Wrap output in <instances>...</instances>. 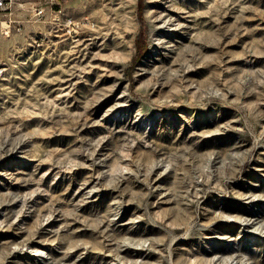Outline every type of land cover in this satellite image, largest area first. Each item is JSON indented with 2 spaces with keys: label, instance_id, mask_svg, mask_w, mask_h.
Listing matches in <instances>:
<instances>
[{
  "label": "rangeland",
  "instance_id": "374dc122",
  "mask_svg": "<svg viewBox=\"0 0 264 264\" xmlns=\"http://www.w3.org/2000/svg\"><path fill=\"white\" fill-rule=\"evenodd\" d=\"M53 2L0 13V264H264V0Z\"/></svg>",
  "mask_w": 264,
  "mask_h": 264
},
{
  "label": "built area",
  "instance_id": "2783aa9c",
  "mask_svg": "<svg viewBox=\"0 0 264 264\" xmlns=\"http://www.w3.org/2000/svg\"><path fill=\"white\" fill-rule=\"evenodd\" d=\"M24 0H0V13H7L11 11L17 4ZM51 4L54 5V0H50ZM41 2V0H40ZM35 15L39 18H43L47 15L46 7L39 3L36 7H34ZM5 72L4 67L0 66V76Z\"/></svg>",
  "mask_w": 264,
  "mask_h": 264
},
{
  "label": "bare ground",
  "instance_id": "6f19581e",
  "mask_svg": "<svg viewBox=\"0 0 264 264\" xmlns=\"http://www.w3.org/2000/svg\"><path fill=\"white\" fill-rule=\"evenodd\" d=\"M170 21H171V20H170ZM174 25H175V24H171V25H169L170 28L167 29L166 32H169V33H170V32H173V31L177 30L178 27L173 28ZM182 26H184V25L179 24V28L182 27ZM93 190H94V189H92L90 192H88V194H91ZM257 218H258L257 215H251V217H250L249 219H247V221L250 220V222L252 221V224H253V223L256 224V220H257ZM248 224H249V223H247V225H248Z\"/></svg>",
  "mask_w": 264,
  "mask_h": 264
},
{
  "label": "trees",
  "instance_id": "16d2710c",
  "mask_svg": "<svg viewBox=\"0 0 264 264\" xmlns=\"http://www.w3.org/2000/svg\"><path fill=\"white\" fill-rule=\"evenodd\" d=\"M139 52H142V49H139ZM142 57V55L140 57H138L137 59L140 60Z\"/></svg>",
  "mask_w": 264,
  "mask_h": 264
}]
</instances>
